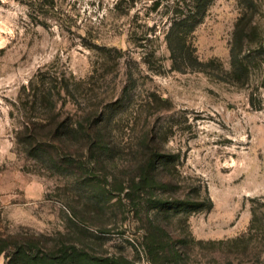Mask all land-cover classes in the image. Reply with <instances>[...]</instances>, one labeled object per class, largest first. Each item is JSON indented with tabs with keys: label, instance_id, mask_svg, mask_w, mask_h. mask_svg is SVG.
Returning a JSON list of instances; mask_svg holds the SVG:
<instances>
[{
	"label": "rangeland",
	"instance_id": "rangeland-1",
	"mask_svg": "<svg viewBox=\"0 0 264 264\" xmlns=\"http://www.w3.org/2000/svg\"><path fill=\"white\" fill-rule=\"evenodd\" d=\"M193 1L0 0V264L15 235L121 264H264V0H201L200 22L174 31L199 62L185 69L168 34ZM44 89L60 121L89 117L103 148L75 132H44L38 156L18 144L24 118L51 116V99L33 108ZM157 142L172 182L138 213L125 194ZM177 195L204 207H155ZM148 217L164 228L154 244ZM167 232L187 239L179 260Z\"/></svg>",
	"mask_w": 264,
	"mask_h": 264
},
{
	"label": "trees",
	"instance_id": "trees-1",
	"mask_svg": "<svg viewBox=\"0 0 264 264\" xmlns=\"http://www.w3.org/2000/svg\"><path fill=\"white\" fill-rule=\"evenodd\" d=\"M188 4L189 11L182 12L176 16L173 21L172 31L168 34V44L171 51L172 58L177 65L186 69L187 67H194L198 64V59L194 56V53L185 50L186 39L183 36V33L177 32L174 33L175 29L181 26H187L190 22H200L204 16L206 4L201 2V0H195ZM177 44V45H176ZM235 59V57H234ZM196 63V64H195ZM46 89V88H45ZM42 92L37 90L33 94V108L35 105L43 103V105L48 104V101L51 99H46V90ZM60 95L62 90H57ZM23 93L20 98L24 97L26 100L30 96V93H27L26 89H23ZM50 93V91H49ZM24 95V96H23ZM52 95V94H51ZM54 96V95H52ZM24 99V100H25ZM23 100V102H24ZM50 101V118L43 120L36 117H26L23 121V127L19 130L17 142L18 144L24 145L25 149L29 150L34 156H38L45 152L42 146H39L44 138L49 135L52 142L55 143H65L71 134V132L80 133L84 136L86 145L90 151L95 150L96 148L101 149L105 145V140L98 136L97 134L100 131H96V124L89 123L86 125L85 121H88V118H84L82 122L79 119L78 122H74L73 119L60 121V113L57 111V103L53 99ZM49 131L44 137V132ZM98 132V133H97ZM102 138V139H101ZM155 144L158 139L155 137L151 139ZM149 149V155L147 157L146 163L140 168L139 180L134 177L131 179V182L126 191L125 197L128 201V204L134 209L140 206V201L142 200V195L148 194L149 189L153 188V184L160 183L161 186L170 185L172 182L171 177L168 178L166 175L168 170H170V165H172L171 154L165 153L164 147H162V142H157L156 145L147 146ZM63 158V157H62ZM65 159V158H63ZM159 172V180L156 181L157 176H153V173ZM166 173V174H165ZM155 175V174H154ZM151 199V198H150ZM152 201V200H150ZM212 205V203H210ZM155 207L162 209L163 213H169L170 211L176 209H190L191 211H197L203 209V201H190L183 199L180 195H177L173 202L165 201L161 199L156 202ZM140 211V210H139ZM138 212V210H137ZM139 213V212H138ZM147 228L148 232L146 238L150 243H156V239H162L164 233V228L161 225H157L154 220L150 217L147 218ZM167 240L169 242V249L173 254L175 259H180L183 257L184 253L182 247L187 246V239L180 238L167 232ZM15 240L13 245L7 244V239L1 238L3 244V252H5L6 262L3 264H121L119 261L113 260H104L96 258L90 255L86 250L80 249L76 245H65L59 248H47L44 243H36L34 240H38L33 237H22L20 235H15L11 237ZM10 238V239H11ZM194 242L195 240L192 239ZM202 244L203 242H196ZM168 249V248H167ZM151 254L154 252H150Z\"/></svg>",
	"mask_w": 264,
	"mask_h": 264
}]
</instances>
